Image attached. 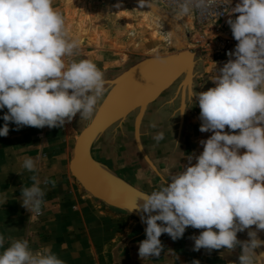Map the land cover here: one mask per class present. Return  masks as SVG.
I'll list each match as a JSON object with an SVG mask.
<instances>
[{"label":"clouds","instance_id":"9594fccd","mask_svg":"<svg viewBox=\"0 0 264 264\" xmlns=\"http://www.w3.org/2000/svg\"><path fill=\"white\" fill-rule=\"evenodd\" d=\"M215 2L177 0V9L188 15L193 8L206 10ZM230 14H238L227 20L238 41L227 55L235 58L211 78L215 87L191 93V102L195 96L200 108L199 130L213 135L200 141L203 152L195 164L188 156L183 171L142 194V202L134 207L147 225L146 239L138 247L142 260L160 256L162 234L177 240L189 226L202 229L199 236L190 237L194 251L231 252L239 245L238 264L264 259V253L255 252L264 245L257 235L264 230V0H240ZM78 50L79 42L68 37L53 0H0V110L7 108L0 136L8 135L10 122L15 130L52 128L71 122L77 114L81 119L94 115L110 82L95 62L74 58ZM154 139H163V133ZM21 167L36 172V160L25 157ZM31 180V187H22L20 199L31 215L40 214L46 193L37 175ZM251 226L256 230L248 231L249 239L238 240L237 233ZM4 244L0 234V248ZM0 264L65 261L50 246L33 251L27 239H16L0 252Z\"/></svg>","mask_w":264,"mask_h":264},{"label":"crops","instance_id":"0c3cea01","mask_svg":"<svg viewBox=\"0 0 264 264\" xmlns=\"http://www.w3.org/2000/svg\"><path fill=\"white\" fill-rule=\"evenodd\" d=\"M120 72L104 74L105 79L112 80ZM173 90L148 104L137 128L139 109L110 125L91 149L97 162L143 191L152 192L173 175L172 168L182 156L179 146L198 105L186 102L181 116L179 99H171ZM6 112L7 108L0 110V127ZM92 117L81 119L77 114L71 122L52 128L22 126L15 130L17 126L10 122L8 135L0 136V234L5 237L0 252L13 240L27 239L33 251L50 246L65 264H193L195 260L200 264H238L239 259L235 261L226 250L194 251L190 237L199 236L198 229L186 230L177 240L162 234L160 256L139 257V243L146 234L135 216L94 197L70 170L78 134ZM158 133H163L159 141L154 139ZM164 142L172 144L171 152H166L169 146L165 149ZM25 157L36 160V172L21 167ZM32 175L38 176L46 193L40 217L31 215L20 199L22 187L32 186Z\"/></svg>","mask_w":264,"mask_h":264},{"label":"rangeland","instance_id":"374dc122","mask_svg":"<svg viewBox=\"0 0 264 264\" xmlns=\"http://www.w3.org/2000/svg\"><path fill=\"white\" fill-rule=\"evenodd\" d=\"M53 7L62 13L68 37L79 42V50L74 58L92 60L106 75L111 72L118 73L144 58L176 53L180 48L174 46L176 43L172 44L173 38L184 39L189 43L188 48L191 50L199 49L195 45L196 39L191 19L187 16L177 14L185 23V32L176 31L173 34L167 29L163 19L160 20L161 31L154 32L143 17L159 18L157 14L145 9L135 10L124 0H53ZM199 50L201 55L200 72L194 77L195 92L199 89L203 92L215 87L211 78L226 63L225 60L217 56L214 50L208 52ZM199 116L200 108L197 105L194 114L190 116L183 143L179 146L178 150H181L182 156L180 155L177 165L172 168L173 174L184 170L185 165L188 164L187 157L190 155L193 157L192 164H195V157L203 152L200 141L207 140L213 135L211 131L201 132L199 130L202 123ZM171 150L172 146H169L166 152L169 153ZM244 151L245 149H241L240 153L243 154ZM135 218L142 234H146L139 219L136 216ZM253 227L255 228V226ZM186 230L196 231L190 226ZM201 231L202 229H198L197 232L200 234ZM261 231L264 233V230ZM237 238L240 241L249 239L248 236L241 233H237ZM239 249L238 245L231 252L224 248L217 251L225 253L226 250L233 254L232 258L237 261L242 253L238 251ZM256 264H258L257 261Z\"/></svg>","mask_w":264,"mask_h":264},{"label":"water","instance_id":"95a60500","mask_svg":"<svg viewBox=\"0 0 264 264\" xmlns=\"http://www.w3.org/2000/svg\"><path fill=\"white\" fill-rule=\"evenodd\" d=\"M201 55L200 50H190L183 48L174 54L159 57L144 58L127 69L120 72L114 79L109 80L108 91L103 100L98 105L90 123L80 131L74 146V155L70 162V170L82 186L94 197L106 203L129 212L136 216L143 227L146 224L141 221V213L134 207L140 201L143 191L127 182L124 178L114 173L111 169L97 162L91 154V149L97 137L113 123L125 118V116L135 109H139L136 118V128L138 121L149 103L156 100L163 92L173 90L171 99H179L178 111L182 116L184 104L196 103L197 98L192 97L195 82L194 77L200 72ZM164 69H179L166 83L161 82V86L154 90L153 94H144L137 90L135 85H147L144 73L159 74ZM201 92L199 89L196 93ZM144 181V180H143ZM156 214V213H153ZM256 230L253 226L243 232H238L248 236V231ZM258 238L264 241V233L259 230ZM257 255L264 253V245L255 249ZM259 264H264V259L257 258Z\"/></svg>","mask_w":264,"mask_h":264},{"label":"built area","instance_id":"2783aa9c","mask_svg":"<svg viewBox=\"0 0 264 264\" xmlns=\"http://www.w3.org/2000/svg\"><path fill=\"white\" fill-rule=\"evenodd\" d=\"M156 7H159L169 13L179 14L177 9V0H149ZM230 0H216V2L210 5L206 10L196 9L193 10L187 16L191 19L193 32L195 36V45L201 51H211L217 54L226 62L231 58L227 53L234 52L235 46L238 43L233 37L230 26L227 23L229 18L235 19L238 14H230V9L235 7L240 0H231V4H225ZM187 42L186 48L189 47ZM190 49V48H188ZM191 50V49H190ZM231 134V130L227 127L224 130ZM239 130H236L238 133ZM44 203L40 214H35L40 217L43 214Z\"/></svg>","mask_w":264,"mask_h":264},{"label":"bare ground","instance_id":"6f19581e","mask_svg":"<svg viewBox=\"0 0 264 264\" xmlns=\"http://www.w3.org/2000/svg\"><path fill=\"white\" fill-rule=\"evenodd\" d=\"M127 2L128 5H130L135 10H150L154 14H157V17L155 19H151L148 16H144L143 18L147 20L148 26L154 31H161L160 26H162L160 20L163 19L165 21V25L167 26V29L170 30L174 34L176 31H184L185 23L181 17H179L177 14L169 13L159 7H156L153 3H151L149 0H124ZM183 22V24H182ZM185 32V31H184ZM158 36V35H157ZM171 38V37H170ZM182 38V37H181ZM173 40V41H172ZM171 42L176 43L174 45L177 48L183 49L185 46H187V41L184 39H172ZM175 40V41H174ZM178 42V43H177ZM183 47V48H182ZM177 52V51H176Z\"/></svg>","mask_w":264,"mask_h":264},{"label":"snow or ice","instance_id":"6c2138e0","mask_svg":"<svg viewBox=\"0 0 264 264\" xmlns=\"http://www.w3.org/2000/svg\"><path fill=\"white\" fill-rule=\"evenodd\" d=\"M179 69H164L159 74H149L148 71H145V79L149 82L147 85H135L137 90L144 94H153L154 90L161 86V82H167V79H171L173 75L178 72ZM167 77V79H165Z\"/></svg>","mask_w":264,"mask_h":264},{"label":"flooded vegetation","instance_id":"af4514ba","mask_svg":"<svg viewBox=\"0 0 264 264\" xmlns=\"http://www.w3.org/2000/svg\"><path fill=\"white\" fill-rule=\"evenodd\" d=\"M175 134H173V136H174ZM167 139H169V138H167ZM170 145H172V144H169L168 142H164V148L165 149H167L168 148V146H170ZM175 149V148H174Z\"/></svg>","mask_w":264,"mask_h":264}]
</instances>
